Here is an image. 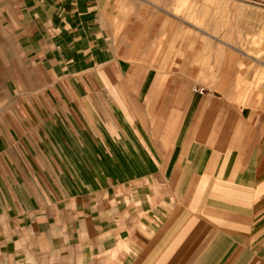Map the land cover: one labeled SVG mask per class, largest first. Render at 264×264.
Listing matches in <instances>:
<instances>
[{"label":"crops","instance_id":"0c3cea01","mask_svg":"<svg viewBox=\"0 0 264 264\" xmlns=\"http://www.w3.org/2000/svg\"><path fill=\"white\" fill-rule=\"evenodd\" d=\"M136 18L0 0V264H264V99Z\"/></svg>","mask_w":264,"mask_h":264},{"label":"rangeland","instance_id":"374dc122","mask_svg":"<svg viewBox=\"0 0 264 264\" xmlns=\"http://www.w3.org/2000/svg\"><path fill=\"white\" fill-rule=\"evenodd\" d=\"M246 1V7L239 0H228L227 5L218 0H109V5L114 12L113 24L123 22L120 18L130 13L146 24L179 25L188 37H200L207 46L217 45L232 64L238 91L245 98L253 95L254 100L261 101L264 9L258 7L264 5V0Z\"/></svg>","mask_w":264,"mask_h":264},{"label":"bare ground","instance_id":"6f19581e","mask_svg":"<svg viewBox=\"0 0 264 264\" xmlns=\"http://www.w3.org/2000/svg\"><path fill=\"white\" fill-rule=\"evenodd\" d=\"M236 1H237V0H236ZM239 1H240V4H241L242 6H244V7L249 6L246 0H239ZM218 2H219V4H221V5H227L228 0H226V1H224V2H222L221 0H220V1L218 0ZM238 3H239V2H238ZM256 4H257V3H256ZM218 7H219V6H218ZM229 7H230V6H229ZM258 8H259V10H260V9H264V5L259 6ZM253 11H254V10H253Z\"/></svg>","mask_w":264,"mask_h":264},{"label":"built area","instance_id":"2783aa9c","mask_svg":"<svg viewBox=\"0 0 264 264\" xmlns=\"http://www.w3.org/2000/svg\"><path fill=\"white\" fill-rule=\"evenodd\" d=\"M197 91L201 92V93H205L207 92V90L205 88H196Z\"/></svg>","mask_w":264,"mask_h":264}]
</instances>
